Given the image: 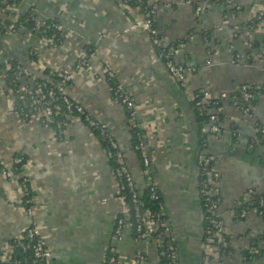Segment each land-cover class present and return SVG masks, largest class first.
Returning a JSON list of instances; mask_svg holds the SVG:
<instances>
[{"label": "crops", "instance_id": "crops-1", "mask_svg": "<svg viewBox=\"0 0 264 264\" xmlns=\"http://www.w3.org/2000/svg\"><path fill=\"white\" fill-rule=\"evenodd\" d=\"M147 2L155 11L156 35L168 44H180L177 60L189 69L184 86L170 76L150 35L140 27L128 30L142 16L137 2L125 10L121 0H20L9 7L10 15L32 8L38 23L56 19L65 44H47L23 29L2 37V42L32 70L35 57L40 60L43 76L71 70L76 51L90 48V65L74 73L68 92L108 125L141 190L146 180L132 148V122L122 105L107 102L109 83L102 67L116 72L136 104L135 120L144 129L152 179L175 237L179 264L200 263L203 221L197 161L205 153L214 156L212 166L220 174L214 188L221 197L218 214L230 251L223 262L262 264L264 219L254 209L239 219L237 211L246 190L264 195V141L257 135L264 134V99L253 98L245 112L238 96L242 84L264 85V19L250 23L264 10V0H215L199 15L195 5L202 0ZM202 32H209V39H200ZM29 44L38 45L35 57L28 55ZM236 55L242 58L235 61ZM201 88L220 98L222 132L204 137L206 144L199 151L193 95ZM17 154L28 160L24 171L34 211L25 210L17 179L0 174V249L36 220L51 252L50 264H103L110 245L120 258L140 251L147 264H160L161 252L153 241L139 242L129 232L113 238L123 203L96 132L73 120L58 139L49 126L21 122L0 94V163L10 166Z\"/></svg>", "mask_w": 264, "mask_h": 264}, {"label": "built area", "instance_id": "built-area-1", "mask_svg": "<svg viewBox=\"0 0 264 264\" xmlns=\"http://www.w3.org/2000/svg\"><path fill=\"white\" fill-rule=\"evenodd\" d=\"M11 0H1V4L5 6L0 8V94L7 101L10 112L19 117L23 123L31 120L39 123L42 126L51 127L55 130V136L58 139H63L64 134L73 120L80 121L87 128L94 131L98 135L101 144H106V156L113 157L116 164L114 175L118 188H125L130 198V202H125V195H119L122 200V208L114 220L113 238L121 236L124 232H129L135 240L139 242L153 241L159 248L162 255L168 260V264H179L176 249L175 237L168 222V217L163 210V205L158 211L141 210L138 198V189L136 188L135 180L128 167L126 154L124 149L116 140L114 134L108 125L90 114L85 107L78 101L73 100L68 92V87L72 81L74 73L86 68L90 65L93 52L90 48L87 50L76 51L73 67L71 70L56 69L43 76V66L40 60L36 59L35 51L37 44H29L28 55L35 57L34 70L26 65L20 58L15 57L7 50L2 42V37L7 34L15 33L14 21L17 16L8 15L2 16L1 11L8 12ZM141 2L142 0H137ZM209 0H202L195 5V14L199 15L207 6ZM123 9H127V0H121ZM146 7H144L145 9ZM31 12H34L30 8ZM154 9H148L142 12V16L135 19L129 26L128 30L142 28L153 39V46L156 55L163 60L164 65L170 76L181 86L185 85V75L189 70L187 65L177 60V55L180 51L179 43L168 44L162 37L157 36L153 27ZM11 20L9 22L6 21ZM264 19V10L260 9L255 17L251 20V25L257 20ZM41 27H45L41 30ZM49 27L62 32L60 23L51 22V20L35 23V26L30 30H26L29 37L38 36L39 39H44L47 44L57 43L64 46L65 35L63 39H59L56 32L50 35L44 33ZM188 38L192 39L193 34ZM40 43L38 40L36 41ZM64 43V44H63ZM3 44V45H2ZM242 56L236 55L234 60L239 61ZM105 66V67H104ZM102 67L103 77L105 80H115L114 86L109 87L107 102L108 104H120L126 110L127 116L134 125L136 119V104L133 97L128 91L126 85L118 80L116 72L107 65ZM45 72V71H44ZM241 104L240 108L247 112L249 100L260 94V86H251L242 84L239 88ZM198 95L193 97L194 108L199 115L202 112L208 114V120L202 125L201 131L206 138L217 137L222 132L220 115L218 107L220 98L212 96L206 89L197 90ZM137 139L132 145L134 151L139 152L143 172L145 174V184L149 187L151 198L156 199L157 186L152 179L150 157L147 153V147L140 134H137ZM264 141V134L262 136ZM206 144L204 140V145ZM110 150V152H109ZM214 156L205 153L198 158L197 167L201 174L198 182L199 198L202 201V239H201V257L199 264H229L223 262V259L229 255L228 242L223 236L222 228L224 225L223 219L218 214V208L221 202V197L215 191V184L218 181L220 174L213 166ZM28 164L27 158L22 154H17L12 159L10 166L1 165L0 174L7 180H16L19 192L24 197L25 210L28 214H32L34 197L29 186L28 176L25 175V167ZM118 189V190H119ZM254 190L248 189L239 202L240 212L238 216L244 218L250 210V204L254 196ZM259 208L257 214L264 219V197L260 195L257 200ZM247 205L248 208L242 207ZM131 216L133 220L130 222ZM16 248L21 249L22 258L13 257V251ZM111 255L106 258L104 256L103 264H147L146 257L142 252H136L132 257L120 258L115 251L113 245L107 247ZM106 255V251H105ZM106 258V259H105ZM51 252L44 241L38 221L33 220L25 228V230L17 237L9 240L5 246L0 249V264H50Z\"/></svg>", "mask_w": 264, "mask_h": 264}, {"label": "trees", "instance_id": "trees-1", "mask_svg": "<svg viewBox=\"0 0 264 264\" xmlns=\"http://www.w3.org/2000/svg\"><path fill=\"white\" fill-rule=\"evenodd\" d=\"M215 0H209L208 3H212L214 2ZM1 2V0H0ZM20 2V0H11L10 1V4H15V5H18ZM127 2L130 4V5H136V2H137V6H139L140 8V11L141 12H144L145 9L148 10V9H151L152 8V5L150 3L147 2V0H142L141 2H138L137 0H127ZM5 6H3L1 3H0V8H4ZM144 7H146L144 9ZM2 13V16L3 17H6L9 15L8 12L2 10L1 11ZM6 21L9 22L11 20H7L6 18ZM51 22H54V23H59L56 19H53L51 20ZM35 23H36V20H35V13L34 12H31L30 9H28L27 11L25 12H22L20 13L19 15H17V17L15 18V21H14V31L17 32L19 29H23V30H30L32 29V27L35 26ZM45 27H41V30L44 29ZM53 32H56V35L57 37L60 39H63V35L61 34V32L57 31L56 29L52 28V27H49L47 30L44 31L45 34L47 35H50L52 34ZM209 32H202L201 36H200V39L204 40L205 38L209 39ZM178 43V42H176ZM175 43V44H176ZM13 54V53H11ZM14 55V54H13ZM15 57H18L16 55H14ZM47 72V71H46ZM40 76V75H39ZM43 76V75H41ZM45 77V75L43 76ZM110 86H114L115 84V80H106ZM260 94H255V96H253L249 101L251 102L253 100V98H263L264 99V85H261L260 86ZM198 95L197 92L194 93L193 97H196ZM238 96L240 98V92L238 93ZM240 101H242L240 99ZM194 113H195V116H196V120H195V126H196V136H197V146H198V149L199 151H201V146H204V137L205 135L202 133L201 131V127L203 124H205L208 120V114L204 111L202 112L201 115H199L198 111L196 110V108H194ZM134 125L131 126V133H132V145L135 143L136 139H137V134H140L141 138L143 139L144 137V129L141 127L140 123L136 122V120L134 121ZM94 132V131H93ZM260 138H262L263 136V133H259L257 134ZM144 140V139H143ZM145 143V142H144ZM146 146V145H145ZM103 147L106 149V144H103ZM110 152V150H109ZM136 152V151H135ZM147 153H148V156L150 157V154H149V149L147 148ZM138 158H139V161H140V167L141 169L143 170V167H142V160H141V156H140V153L139 152H136ZM114 158L112 157H109L108 158V163L109 165L111 166V168L116 171V164L113 160ZM150 163H151V160H150ZM2 164L0 163V166ZM201 174L198 170V167H197V182H199L200 178H201ZM143 188L141 190H138V198H139V202H140V209L141 210H150V211H158L160 210V207L163 205L162 204V197L160 195V192L158 191V189H156V195L158 196L156 199H152L151 198V193L149 191V187L146 185V184H143ZM119 195H125V202L126 203H129L130 202V198L127 194V191L125 188H120L119 189ZM264 197V195H262ZM258 197H260V195L258 194H254L253 198H252V203L250 204V209H254L255 211H257V209L259 208L258 206V203H257V200H258ZM200 204H202V201L200 199ZM242 207H244L245 209L248 208L247 205H243ZM240 212V207L237 211V216H238V213ZM238 218L240 219V217L238 216ZM133 220V217L131 216L130 218V222ZM13 257L15 258H22L24 255H22L21 253V249L20 248H16L14 249L13 251ZM111 255V253L109 252V249H106V255L105 257L108 258V256ZM105 258V259H106ZM167 259L165 258L164 255L160 254V264H168L167 263ZM264 264V262L262 263Z\"/></svg>", "mask_w": 264, "mask_h": 264}]
</instances>
